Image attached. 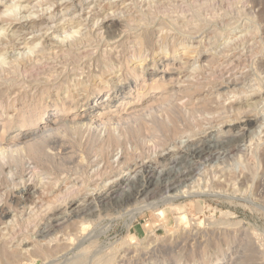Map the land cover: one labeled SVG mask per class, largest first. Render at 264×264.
Instances as JSON below:
<instances>
[{
	"label": "rangeland",
	"instance_id": "obj_1",
	"mask_svg": "<svg viewBox=\"0 0 264 264\" xmlns=\"http://www.w3.org/2000/svg\"><path fill=\"white\" fill-rule=\"evenodd\" d=\"M18 1L3 0L5 6L0 7V15L3 13L2 15L5 16L6 7H12L15 5L14 3L18 4ZM70 1L33 0L30 2L28 14L31 17L35 19L51 17V23L49 22L48 26L51 27L55 24V30L52 26L47 33L56 38L55 44L51 46L50 42L47 43L44 39L38 40L40 44L37 45V48H45L46 57L48 56L41 61L40 72L42 71L44 75L37 73L42 76V78L38 76L39 82L33 73L29 72L32 77L34 75L36 78L34 80L37 83L33 81L29 73L27 74L29 76L25 77L27 71L25 72V69L22 68L24 65H21L26 57L34 56V52L16 42H13L15 46L13 43H9L11 46L9 44L1 45L4 48L6 61L0 63V71L4 72L6 68V73L1 71L4 79L0 74L2 79L0 90H6L14 80H18L14 81L16 88L10 92L11 94L9 93L11 97L9 94L7 96L9 98L3 97L4 103L0 104V110L2 109V113L0 112V139L4 142L0 147H3L4 151H0V155H4L2 158L0 156V161L2 160L0 169L4 174L0 173L1 206L12 210L11 220L14 221L13 224L11 223L12 227L7 223L4 225L0 223V243L2 244H0V264L6 262L8 264H117V262L118 264H264V0ZM84 1L85 4H83ZM148 7L149 9H147ZM61 10L68 13L71 10L69 13L71 15L61 12ZM157 11L159 12L157 13ZM48 13L50 15L52 13V15L50 16ZM17 14L20 16L18 11L12 10L7 18L2 19V22L9 24L8 22H11L9 19H19L21 16L17 17ZM63 21L64 23H61ZM195 23L197 24L195 25ZM58 28L61 29L58 30ZM118 29H124L121 36L112 39L110 33L112 35ZM0 31L2 32V30ZM194 31L198 33L196 34ZM135 37L145 40L143 47L137 43L138 40ZM110 38L111 40H109ZM135 40L137 41L135 42ZM162 40L164 43L161 42ZM135 43L136 45H134ZM171 45L172 47H170ZM183 47H189L191 53L187 56L183 54ZM62 50L64 51L62 52ZM52 52L54 53L52 54ZM91 52L93 53L90 54ZM11 60H16L18 67L22 66L13 68L15 73L19 70V75L10 71L16 77L18 76L15 79H10V75L12 77L13 75L9 71L7 72L10 67L6 63ZM44 67L47 68L46 73L51 76L48 74L45 77ZM174 68L178 73L175 72L171 77L160 79V76L165 73L164 70L169 71ZM10 69L12 70V68ZM55 69H58L59 73ZM79 69L80 72H78ZM22 71H24V75ZM157 74L159 78L156 76ZM48 76L54 80V83L52 79L51 82L50 77L47 78ZM23 79L25 80L23 81ZM26 79L27 82H31L30 79L33 81L32 85L31 83L28 85L30 87L27 86L29 83L25 82ZM6 80L9 84L6 83ZM66 80L70 82L68 83ZM156 80L158 81L156 82ZM42 81L45 83L50 81V84H45ZM65 81L66 84L68 83L67 85L64 84ZM78 81L84 84L81 85ZM119 81L120 83H118ZM21 82L23 87H21ZM127 83L131 85L130 90L124 88ZM52 85L53 87H51ZM64 85H66V89ZM68 85H71L72 88L67 87ZM25 87L29 90H26ZM57 87L59 89H56ZM18 90L22 95L18 92L15 93ZM111 95H113L112 98L119 100L118 102H123L122 111H113L115 109L112 108L109 116L95 124L96 126L99 124L100 127L82 126L81 122H78L80 120L76 117L77 113L91 108L106 97L110 98ZM127 95L129 98L126 100ZM12 97L18 100L11 101ZM21 97H26V101ZM76 98L77 100H75ZM8 101L14 103H11L10 106L6 104ZM23 102H27L26 106ZM13 105L14 108H12ZM27 105L35 110L34 118L27 126L22 127L18 122L20 120L18 113L26 112ZM54 111L56 112L55 117L63 115L62 118L65 121L64 125H61L64 128L59 125L56 127L58 129L55 130L56 132L47 133V136L43 135V132L35 134L36 130H40V126L43 125L47 116L55 113ZM188 111L190 113H187ZM240 113L242 114L239 115ZM245 116H251L254 122L251 125L242 124ZM168 120L170 123L167 122ZM101 123H106V126L105 124L102 126ZM226 135L230 136L229 140L226 139ZM113 136L117 142L114 138V141L112 140ZM240 136L242 137L238 138ZM208 138L209 141L214 140L215 143L212 144L214 150L210 156L197 158L185 153L192 149L194 144L208 145ZM36 144H40L39 152L41 153L35 154V158L31 147ZM186 148L189 149L186 150ZM42 149L45 150L46 155L41 151ZM40 157L41 162L43 159L44 162L45 159L49 163L52 162L49 165L46 160L51 168L59 165L52 169L49 167L48 170L46 163L40 162V165V160H36ZM51 158L55 161H52ZM175 158H184L185 162L180 165L171 164V159ZM17 159H19L18 163ZM146 163L158 166V170L162 174H168L170 179L164 180L160 177L159 185L156 187L157 194L155 193L156 195H152L153 197L151 196L147 200H139L138 207L140 208L131 209L130 206L129 208L121 206L122 200L126 198L127 194L122 195L123 197L119 199L117 205L114 202L108 203L111 206L96 201L91 203L88 200L90 194L106 191L117 180L128 179L131 181L135 180V177L139 180L137 176L141 171L139 166ZM95 171L96 173H93ZM20 172H23V176ZM101 174L103 177H100ZM176 174L185 175L183 182L176 184V187L179 186L177 194L173 189L169 190L171 179ZM15 175H20L21 178H15ZM84 176L85 178H83ZM98 179L102 180L97 182ZM19 181H21V185ZM17 182L18 184H16ZM98 184L99 187H97ZM160 184L162 185L160 186ZM128 188L124 186V191H127ZM57 195L62 196L61 199ZM53 201L56 203H52ZM169 202L171 203L169 204ZM72 203L74 206L71 207ZM147 204L148 206H146ZM83 208L85 210H82ZM75 209H78L77 212ZM116 210L118 212H115ZM22 223L23 225H21ZM25 227L30 229L26 230ZM1 253L7 254V259L4 260L6 255ZM8 256L15 260H9ZM37 257L44 258L38 259ZM71 259L74 260L70 261Z\"/></svg>",
	"mask_w": 264,
	"mask_h": 264
},
{
	"label": "bare ground",
	"instance_id": "obj_2",
	"mask_svg": "<svg viewBox=\"0 0 264 264\" xmlns=\"http://www.w3.org/2000/svg\"><path fill=\"white\" fill-rule=\"evenodd\" d=\"M31 1H33V0H19L18 1V4H16V3H14L15 5L14 6H12V7H9V6H7L6 7V9L4 10V15L5 16H3L2 14L3 13H1V17H0V30H2V32L0 31V35H1V37H0V63L2 64V63H4V60H5V58H4V51H3V49L4 48H2V46L1 45H6V44H9V43H13V42H16L17 44L18 43H20V44H22V45H24V47L25 48H28L31 52H34V56H30V57H26V59H24L22 62H23V64H21L20 62V64L21 65H24V67H22V66H20V67H18L17 65H18V62L16 61V60H11V61H9V62H5L7 65H8V67H10V68H12V70L10 69H8L7 70V72L9 71V73H10V71H12L13 73H15V69H13L14 67L16 68V66L18 67V68H23V69H25L24 71L26 72L25 74V77L27 76H29V75H27L29 72L30 73H33V74H35V77L36 78H38V76H39V78H40V76L41 75H37V73L38 74H42V75H44L43 73H42V71L40 72V69H41V61L42 60H44V59H46V58H48V56L46 57V53L47 52H45L44 51V49L45 48H37V45L38 44H40V40L41 39H44L47 43L48 42H50V44L49 45H53V44H55L56 43V38L53 36H51V34L50 35H48L47 33H48V30H50L51 29V27L53 26H48V24H49V22H50V20H51V17L50 18H48V17H43V19H35V18H33V17H31L29 14H28V12H29V5H30V2ZM40 1V0H39ZM72 1V0H71ZM70 1V2H71ZM88 1V0H87ZM86 1V2H87ZM103 1H105V0H103ZM16 2V1H15ZM37 2V1H36ZM60 2V1H59ZM63 2V1H62ZM61 2V3H62ZM80 2H81V0H80ZM83 2V1H82ZM143 2V1H142ZM60 3V4H61ZM66 3V2H65ZM74 3V2H73ZM107 3V2H106ZM148 3H149V1H148ZM166 3V2H165ZM59 4V5H60ZM83 4H85V1H84V3ZM159 4V3H158ZM44 5V4H43ZM138 5V4H137ZM160 5H162V4H160ZM159 5V6H160ZM2 6H5V4H4V2H3V0H0V7H2ZM66 6V5H65ZM77 6V5H76ZM85 6V5H84ZM133 6H134V4H133ZM141 6V5H140ZM58 7H60V6H58ZM77 7H79V5L77 6ZM124 7V6H123ZM153 7V6H152ZM11 8H13V9H11ZM37 8V7H36ZM35 8V9H36ZM85 8V7H84ZM122 8V7H121ZM129 8V7H128ZM131 8V7H130ZM157 8V7H156ZM44 9V8H43ZM65 9V8H64ZM67 9H69V8H67ZM147 9H149V7L147 8ZM12 10H14L15 12L16 11H18L19 12V15L21 16H18V14H17V17H20L19 19L18 18H13V19H9L11 22H8L9 24H7L6 22L4 23V22H2V19L3 18H7L8 17V15H9V13L12 11ZM59 10V9H58ZM91 10V9H90ZM123 10V9H122ZM146 10V9H145ZM1 11V10H0ZM64 12L65 14H66V12L64 11V10H61V12ZM77 11V10H76ZM80 11V10H79ZM127 11V10H126ZM144 11V10H143ZM147 11V10H146ZM162 11H163V9H162ZM161 11V12H162ZM166 11V10H165ZM37 12V11H36ZM89 12V11H88ZM99 12V11H98ZM121 12V11H120ZM136 12V11H135ZM159 11H157V13H158ZM69 13H71V10H69ZM68 12H67V14H69ZM125 13V12H124ZM123 13V14H124ZM15 14V13H14ZM22 14H24V15H22ZM38 14V13H37ZM49 15H50V13H48ZM62 14V13H61ZM92 14V13H91ZM101 14V13H100ZM121 14V13H120ZM119 14V15H120ZM150 15H151V13H149ZM162 14V13H161ZM163 14H165V13H163ZM162 14V15H163ZM48 15V16H49ZM51 15H52V13H51ZM50 15V16H51ZM60 15V14H59ZM69 15H71V14H69ZM69 15H67L68 17H70ZM149 15V16H150ZM38 16V15H37ZM57 16V15H56ZM61 16V15H60ZM115 16V15H114ZM126 16V15H125ZM157 16V15H156ZM165 16V15H164ZM41 17V18H42ZM52 17H54V16H52ZM59 17V16H58ZM78 17V16H77ZM80 17V16H79ZM78 17V18H79ZM127 17V16H126ZM132 17V16H131ZM130 17V18H131ZM137 17V16H136ZM38 18V17H37ZM60 18V17H59ZM122 18V17H121ZM169 18H170V16H169ZM54 19V18H53ZM56 19V18H55ZM61 19V18H60ZM59 19V20H60ZM67 19V18H66ZM65 19V20H66ZM70 19V18H69ZM88 19V18H87ZM138 19H139V16H138ZM144 19V18H143ZM190 19V18H189ZM194 19V18H193ZM196 19V18H195ZM64 20V19H63ZM152 20H154V19H152ZM54 21V20H53ZM56 21V20H55ZM61 21V20H60ZM141 21H142V19H141ZM174 21V20H173ZM185 21V20H184ZM175 22V21H174ZM189 22H191L190 20H189ZM51 23V22H50ZM53 23H55V22H53ZM59 24H61V23H64V21L63 22H58ZM86 23V22H85ZM140 23V22H139ZM142 23V22H141ZM176 23V22H175ZM134 24V23H133ZM132 24V25H133ZM138 24V23H137ZM142 24H144V23H142ZM162 24V23H161ZM197 23H195V25H196ZM45 25H47V26H45ZM57 25V24H56ZM86 25V24H85ZM97 25V24H96ZM131 25V26H132ZM160 25V24H159ZM225 25V24H224ZM54 26H55V24H54ZM54 26H53V28H54ZM59 26V25H58ZM120 26V25H119ZM118 26V27H119ZM126 26V25H125ZM125 26H123L124 28H126ZM128 26V25H127ZM142 26V25H141ZM199 26V25H198ZM57 27V26H56ZM62 27V26H61ZM144 27V26H143ZM225 27V26H224ZM52 28V29H53ZM82 28V27H81ZM108 28V27H107ZM158 28H160V27H158ZM189 28H191V27H189ZM192 28H194V27H192ZM59 29H61V28H58V30ZM132 29V28H131ZM134 29H135V26H134ZM203 29V28H202ZM53 30H55V28L53 29ZM75 30V29H74ZM94 30V29H93ZM122 30H124V29H118V30H116L115 32H113L112 33V35H111V33H110V37H112V39H117V38H119L118 36L121 34V32H122ZM127 30V29H126ZM130 30V29H129ZM160 31H161V29H159ZM200 30V29H199ZM64 31V30H63ZM197 31V30H196ZM72 32V31H71ZM79 32V31H78ZM156 32V31H155ZM154 32V33H155ZM158 32V31H157ZM191 32V31H190ZM215 32V31H214ZM194 33H196L195 31H194ZM198 33V32H197ZM196 33V34H197ZM206 33V32H205ZM218 33V32H217ZM217 33H216V35H217ZM166 34V33H165ZM191 34V33H190ZM215 34V33H214ZM87 35V34H86ZM106 35V34H105ZM123 35V34H122ZM139 37H140V35L139 34H137ZM186 35H187V33H186ZM29 36V37H28ZM56 36V35H55ZM83 36V35H82ZM121 36V35H120ZM135 36V35H134ZM152 36V35H151ZM156 36V35H155ZM165 36H167V35H165ZM169 36V35H168ZM188 36V35H187ZM207 36V35H206ZM28 37V38H27ZM75 37V36H74ZM87 37V36H86ZM98 37V36H97ZM147 37V36H146ZM164 37V36H163ZM162 37V38H163ZM211 37V36H210ZM76 38V37H75ZM136 38V37H135ZM147 38H149V37H147ZM155 38V37H154ZM183 38V37H182ZM193 38H194V36H193ZM66 39V38H65ZM71 39V38H70ZM73 39V38H72ZM84 39V38H83ZM97 39V38H96ZM134 39V38H133ZM137 39V38H136ZM177 39V38H176ZM195 39V38H194ZM211 39V38H210ZM39 40V41H38ZM64 40V38L62 39V41ZM109 40H111V38L109 39ZM138 40V41H137ZM137 40H135V42L137 41V43L138 44H140V45H142V47H143V44L145 43V40L144 39H137ZM148 40V39H147ZM158 41H159V39H157ZM39 43H38V42ZM44 41V42H45ZM81 41H83V40H81ZM85 41V40H84ZM93 41V40H92ZM124 41V40H123ZM232 41V40H231ZM77 42V41H76ZM111 42V41H110ZM161 42H163L164 43V41L162 40ZM167 42V41H166ZM177 42V41H176ZM58 43H60V42H58ZM75 43V42H74ZM88 43H90V42H88ZM87 43V44H88ZM132 43V42H131ZM147 43V42H146ZM149 43V42H148ZM147 43V44H148ZM158 43V42H157ZM172 43H173V41H172ZM44 44V43H43ZM69 44V43H68ZM70 44H72V43H70ZM80 44V43H79ZM78 44V45H79ZM130 44V43H129ZM138 44H137V46H138ZM182 44V43H181ZM10 45V44H9ZM13 45H14V43H13ZM48 45V46H49ZM123 45V44H122ZM134 45H136V43L134 44ZM133 45V46H134ZM160 45V44H159ZM11 46V45H10ZM15 46V45H14ZM19 46V45H18ZM43 46V45H42ZM65 46H66V43H65ZM83 46V45H82ZM118 46H120V45H118ZM136 46V47H137ZM146 46V45H145ZM147 46H149V45H147ZM7 47V46H6ZM44 47V46H43ZM45 47H46V45H45ZM139 47V46H138ZM141 47V48H142ZM170 47H172V45L170 46ZM175 47V46H174ZM179 47H181V46H179ZM178 47V48H179ZM19 48H20V46H19ZM18 48V49H19ZM54 48V47H53ZM70 48V47H69ZM80 48V47H79ZM115 48H116V46H115ZM145 48V47H144ZM153 48V47H152ZM151 48V49H152ZM157 48V47H156ZM159 48V47H158ZM189 47H183V54H185L186 56L187 55H189L190 53H191V49L189 48ZM106 49V48H105ZM110 49V48H109ZM132 49V48H131ZM137 49V48H136ZM140 49V48H139ZM146 49V48H145ZM150 49V50H151ZM180 49V48H179ZM22 50V49H21ZM49 50V49H48ZM144 50V49H143ZM178 50V49H177ZM176 50V51H177ZM193 50V49H192ZM8 51V50H7ZM23 51V50H22ZM47 51V50H46ZM51 51V50H50ZM53 51L54 52H56L54 49H53ZM64 50H62V52H63ZM66 51V50H65ZM113 51V50H112ZM116 51V50H115ZM195 51V50H194ZM6 52V51H5ZM54 52H52V54L54 53ZM68 52V51H67ZM89 52V51H88ZM94 52H95V50H94ZM105 52V51H104ZM109 52H111V51H109ZM118 52V51H117ZM121 52V51H120ZM123 52V51H122ZM153 52V51H152ZM174 52V51H173ZM50 53V52H49ZM59 53V52H58ZM58 53H55V54H58ZM83 53V52H82ZM93 52H91L90 54H92ZM96 53V52H95ZM115 53V52H114ZM139 53H141L140 51H139ZM170 53V52H169ZM193 53V52H192ZM210 53V52H209ZM62 54H64V53H62ZM74 54H75V52H74ZM97 54V53H96ZM95 54V55H96ZM122 54V53H121ZM168 54V53H167ZM195 54V53H194ZM67 55V54H66ZM69 55V54H68ZM79 55V54H78ZM87 56H88V54H86ZM110 55H111V53H110ZM192 55V54H191ZM5 56H6V54H5ZM50 56V55H49ZM54 56V55H53ZM85 56V55H84ZM83 56V57H84ZM101 56V55H100ZM169 56V55H168ZM232 56V55H231ZM44 57H46V58H44ZM57 57V56H56ZM59 57V56H58ZM65 57V56H64ZM67 57V56H66ZM76 57L78 58V56H77V54H76ZM80 57V56H79ZM82 57V58H83ZM90 57V56H89ZM111 57V56H110ZM116 57V56H115ZM159 57V56H158ZM165 57V56H164ZM225 57V56H224ZM13 58V57H12ZM81 58V57H80ZM85 58V57H84ZM114 58V57H113ZM177 58V57H176ZM50 59V58H49ZM49 59H47V60H49ZM100 59V58H99ZM107 59V58H106ZM162 59V58H161ZM190 59V58H189ZM18 60V59H17ZM69 60V59H68ZM82 60V59H81ZM103 60H104V58H103ZM6 61V60H5ZM8 61V60H7ZM50 61V60H49ZM75 61L77 62V60H76V58H75ZM79 61V60H78ZM181 61H183V60H181ZM233 61V60H232ZM53 62V61H52ZM65 62V61H64ZM100 62V61H99ZM104 62H106V61H104ZM118 62V61H117ZM126 62V61H125ZM44 63H45V61H44ZM71 63V62H70ZM81 63V62H80ZM102 63V62H101ZM101 63H99L100 65H101ZM192 63V62H191ZM215 63V62H214ZM98 64V65H99ZM106 64H108V63H106ZM162 64V63H161ZM42 65H43V63H42ZM46 65V64H45ZM90 65V64H89ZM164 65V64H163ZM71 66V65H70ZM115 66V65H114ZM113 66V67H114ZM116 66H117V64H116ZM207 66H208V64H207ZM211 66V65H210ZM57 67V66H56ZM97 67V66H96ZM95 67V68H96ZM103 67V66H102ZM101 67V68H102ZM154 67V66H153ZM5 68V67H4ZM18 68H17V70H18ZM67 68V67H66ZM83 68V67H82ZM88 68H89V66H88ZM87 68V69H88ZM101 68H99V69H101ZM104 68H106V66H104ZM110 68V67H109ZM112 68V67H111ZM203 68V67H202ZM210 68V67H209ZM43 69V68H42ZM47 69V68H46ZM46 69H45V67H44V70H45V77H46V75H48L47 73H46ZM65 69V68H64ZM84 69V68H83ZM113 69V68H112ZM115 69V68H114ZM160 69V68H159ZM168 69V68H167ZM185 68L183 67V70H184ZM187 69V68H186ZM5 71H6V68L4 69ZM17 70H16V72H17ZM21 70V69H20ZM56 70V69H55ZM58 70V69H57ZM56 70V71H57ZM65 70H67V69H65ZM71 70V69H70ZM156 70V69H155ZM177 70V69H176ZM176 70H175V68L174 69H169V71H167V70H164L165 71V73L163 74V75H161L160 76V79H165V77H171V76H173V74L176 72ZM190 70V69H189ZM203 70V69H202ZM207 70V69H206ZM2 71V70H1ZM1 71H0V74H1ZM3 72V73H6V72ZM24 71H22V74L24 75ZM51 71V70H50ZM59 71H60V69H59ZM77 71V70H76ZM81 70L79 69V71L78 72H80ZM100 71H102V70H100ZM111 71V70H110ZM109 71V72H110ZM140 71V70H139ZM182 71V70H181ZM12 72L10 73V74H12ZM40 72V73H39ZM48 72V71H47ZM58 72V71H57ZM56 72V73H57ZM61 72V71H60ZM73 72V71H72ZM103 72V71H102ZM156 72V71H155ZM9 73H7L8 75H10ZM18 75H19V70H18ZM17 73H15V74H17ZM29 73V74H30ZM51 74H52V72H50ZM59 73V72H58ZM67 73V72H66ZM77 73V72H76ZM90 73V72H89ZM100 73V72H99ZM176 73H178V72H176ZM15 74H12L13 75V77L10 75V79H15V78H18V76L16 77V75ZM74 74V73H73ZM107 74V73H106ZM2 75V74H1ZM1 75H0V77H1ZM37 75V76H36ZM50 75V74H49ZM71 75V74H70ZM90 75V74H89ZM102 75V74H101ZM5 76V75H4ZM7 76V75H6ZM5 76V77H6ZM51 76V75H50ZM50 76H48L47 78H49ZM54 76H56V75H54ZM103 76H105V75H103ZM110 76V75H109ZM126 76V75H125ZM156 76H158V78H159V75L157 74ZM235 76V75H234ZM9 77V76H8ZM8 77H7V79H8ZM12 77V78H11ZM24 77V78H25ZM30 77H32V75L30 74ZM29 77V78H30ZM33 77H34V75H33ZM32 77V79H33V81H35L34 79H36L35 77L33 78ZM45 77H43V78H45ZM69 77V76H68ZM67 77V78H68ZM71 77H73V76H71ZM71 77H70V80H71ZM189 77V76H188ZM1 78H3V75H2V77ZM0 78V81H2V79ZM28 78V79H29ZM39 78L37 79V81L39 82ZM41 78H42V76H41ZM93 78V77H92ZM105 78H107V77H105ZM190 78V77H189ZM233 78V77H232ZM4 79V78H3ZM52 78L50 77V80H51ZM59 79V78H58ZM76 79V78H75ZM88 79V78H87ZM114 79V78H113ZM124 79V78H123ZM151 79V78H150ZM149 79V80H150ZM9 80V79H8ZM16 80H18V79H16ZM16 80H14V81H16ZM25 79H23V81H24ZM43 80V79H42ZM53 80V79H52ZM52 80H51V82H52ZM56 80V79H55ZM65 80V79H64ZM83 80V79H82ZM5 81V80H4ZM14 81H13V84H10L8 87H7V89L6 90H3V91H1L0 92V98H1V100H0V104L1 105H3V103H4V99H3V97H5V99H7V98H9V97H7L8 96V94L10 93V92H12L15 88H16V86H15V83H14ZM30 81L31 82H27V79H26V81L25 82H27V83H29V84H27V86L28 85H30V83H31V85H32V80L30 79ZM43 81H45V80H43ZM42 81V82H43ZM67 81V80H66ZM66 81H65V83L64 84H66ZM72 81V80H71ZM77 81V80H76ZM85 81V80H84ZM83 81V82H84ZM89 81V80H88ZM111 81V80H110ZM130 81V80H129ZM158 80H156V82H157ZM195 81V80H194ZM8 81L6 80V83H7ZM17 82V81H16ZM41 82V81H40ZM60 82V81H59ZM64 82V81H63ZM68 82V81H67ZM70 82V81H69ZM68 82V83H69ZM79 82V81H78ZM77 82V83H78ZM35 83H37L36 81H35ZM43 83H45V82H43ZM46 83H47V81H46ZM45 83V84H46ZM49 84H50V81L48 82ZM47 83V84H48ZM53 83H54V80H53ZM67 83V84H68ZM73 83V82H72ZM80 83V82H79ZM78 83V85H83L84 83H80L79 84ZM90 83V82H89ZM117 83V82H116ZM118 83H120V81L118 82ZM123 83V82H122ZM132 83V82H131ZM149 83V82H148ZM160 83V82H159ZM8 84H9V82H8ZM40 84V83H39ZM66 84V85H67ZM200 84H202V83H200ZM4 85V84H3ZM23 84H22V82H21V87H23L22 86ZM24 85L26 86V84L24 83ZM42 85H44V84H42ZM56 85H57V83H56ZM66 85H64V87L66 86ZM72 85V84H71ZM67 86V87H71L72 88V86ZM75 85V84H74ZM186 85V84H185ZM198 85V84H197ZM26 86V87H27ZM59 87H60V85H58ZM166 86V85H165ZM225 86V85H224ZM3 87H5V86H3ZM20 87V86H19ZM25 87V88H26ZM28 87H30V86H28ZM38 87H39V85H38ZM38 87L36 88V90L38 89ZM49 87H50V85H49ZM51 87H53V85L51 86ZM62 87H63V84H62ZM61 87V88H62ZM82 87V86H81ZM130 87H131V85H130V83H127L125 86H124V88L126 89V90H130ZM0 88H1V85H0ZM25 88H23L24 90H25ZM41 88V87H40ZM44 88H46V87H44ZM55 88V87H54ZM60 88V89H61ZM75 88V87H74ZM90 88V87H89ZM184 88V87H183ZM20 89V88H19ZM22 89V90H23ZM56 89H59L58 87L56 88ZM56 89H53V90H56ZM65 89H66V87H65ZM64 89V90H65ZM78 89V88H77ZM76 89V90H77ZM190 89V88H189ZM213 89V88H212ZM218 89V88H217ZM26 90H29V89H27L26 88ZM35 90V89H34ZM45 90V89H44ZM43 90V91H44ZM47 90H49L48 88H47ZM79 90V89H78ZM205 90V89H204ZM19 91L20 90H18V91H16L15 93H19ZM39 91V90H38ZM52 91V90H51ZM60 91V90H59ZM70 91H72V90H70ZM69 91V92H70ZM75 91V90H74ZM83 91V90H82ZM140 91V90H139ZM195 91V90H194ZM198 91H200V90H198ZM218 91V90H217ZM24 92V91H23ZM35 92H37V91H35ZM45 92V91H44ZM79 92V91H78ZM127 92V91H126ZM191 92H193V91H191ZM223 92V91H222ZM21 93V92H20ZM19 93V94H20ZM28 93H30V92H28ZM39 93V92H38ZM40 93H41V91H40ZM57 93V92H56ZM60 94H61V91L59 92ZM75 93V92H74ZM82 93V92H81ZM120 93V92H119ZM197 93V92H196ZM11 94V93H10ZM10 94H9V96H10ZM27 94V93H26ZM33 94V96H34V93H32ZM43 94V93H42ZM41 94V95H42ZM110 94V93H109ZM126 94V93H125ZM129 94V93H128ZM176 94V93H175ZM212 94V93H211ZM20 95H22V94H20ZM19 95V96H20ZM31 95V94H30ZM36 95V94H35ZM67 95V94H66ZM70 95V94H69ZM17 96V95H16ZM16 96H14V97H16ZM18 96V97H19ZM24 96H26V95H24ZM37 96V95H36ZM61 96V95H60ZM130 96V95H129ZM158 96V95H157ZM176 96V95H175ZM188 96V95H187ZM7 97V98H6ZM11 97V96H10ZM14 97H12L11 99V101H13V100H15V102H16V100H18V99H14ZM30 97V96H29ZM62 97V96H61ZM72 97V96H71ZM82 97H83V95H82ZM113 97V95H111V97L110 98H105L104 100H102L101 102H99V103H97V104H94L91 108H87V109H85L84 111L83 110H81L79 113H77V118L80 120V121H78V122H81V124H82V126H88V127H92V126H94L96 123H99V122H102L101 120L102 119H104V118H106L107 116H109L110 115V112L112 111V108L113 109H115V110H113V111H122L121 109H122V107H123V102H118L119 100H117L116 98H112ZM125 97V96H124ZM21 98H25V100L24 101H26V97H21ZM31 98V97H30ZM129 97H128V95H127V97L125 98L126 100L128 99ZM29 99V98H28ZM32 99V98H31ZM38 99V98H37ZM40 99H42V98H40ZM39 99V100H40ZM74 99V98H73ZM131 99V98H130ZM167 99H168V97H167ZM9 101H10V99H8ZM38 100V101H39ZM75 100H77V98L75 99ZM171 100V99H170ZM212 100H213V98H212ZM5 101H7V100H5ZM9 101L6 103L7 105H10L11 103H9ZM80 101V100H79ZM216 101H217V99H216ZM33 102V101H32ZM60 102V101H59ZM66 102H67V100H66ZM167 102V101H166ZM205 102V101H204ZM215 102V101H214ZM14 103V102H13ZM12 103V104H13ZM21 103V102H20ZM19 103V104H20ZM23 103H25V102H23ZM22 103V104H23ZM27 103V102H26ZM26 103H25V106H26ZM206 103H209V102H206ZM211 103V102H210ZM5 104V105H6ZM11 104V105H12ZM16 104V103H15ZM62 104V103H61ZM60 104V105H61ZM128 104H130V103H128ZM219 104V103H218ZM10 105V106H11ZM31 105H33V104H31ZM36 105V104H35ZM39 105H40V102H39ZM214 105V104H213ZM216 105V104H215ZM17 106V105H16ZM24 106V107H25ZM85 106V105H84ZM8 107V106H7ZM181 107H182V105H181ZM212 107V106H211ZM12 108H14V105L12 106ZM11 108V109H12ZM16 108V107H15ZM27 110H26V112H24V113H18L19 115L18 116H20V120L18 121L19 123H20V125L23 127V126H27L30 122H32V120H33V118H34V111L35 110H32L31 109V107L29 106V105H27ZM74 108H76V107H74ZM197 108V107H196ZM36 109V108H35ZM69 109V108H68ZM72 109V108H71ZM111 109V110H110ZM120 109V110H119ZM2 110V109H1ZM1 110H0V112H1ZM41 110V109H40ZM214 110V109H213ZM241 110V109H240ZM25 111V110H24ZM44 111V110H43ZM65 111V110H64ZM184 111V110H183ZM245 111V110H244ZM16 112H17V110H16ZM55 112V111H54ZM71 112V111H70ZM243 112V111H242ZM246 112H248V111H246ZM2 113V112H1ZM8 113V112H7ZM187 113H190L189 111L187 112ZM243 113H245V112H243ZM242 113H240L239 115H241ZM13 115V114H12ZM65 115V114H64ZM14 116V115H13ZM56 116V112L55 113H51V114H49L48 116H47V118H46V120H44V122L42 123L43 125L42 126H40V130H36L35 131V134H39V133H41V132H43V135L45 134H47V133H51V132H54L55 130H58V129H56V127L57 126H59V125H61V124H63V122L65 121V119H63L62 118V116L63 115H61L60 117H55ZM68 116V115H67ZM192 116V115H191ZM253 116V115H252ZM5 117H7V116H5ZM10 117V116H9ZM188 117V116H187ZM254 117V116H253ZM76 118V119H77ZM119 118H120V116H119ZM188 118H190V117H188ZM67 119V118H66ZM77 119V120H78ZM110 119V118H109ZM106 120V119H105ZM112 120V119H111ZM76 121H74V123H75ZM106 122V121H105ZM116 122V121H115ZM167 122H169V120L167 121ZM212 122V121H211ZM254 122V120L251 118V116L250 117H246L245 116V120L244 121H242L241 123L242 124H244V125H251L252 123ZM70 123V122H69ZM73 123V122H72ZM72 123H70V124H72ZM73 123V124H74ZM77 123V122H76ZM170 123V122H169ZM239 123V122H238ZM101 124H103V123H101ZM105 124V126H106V123H104ZM104 124L102 125V126H104ZM122 124H124V123H122ZM175 124V123H174ZM173 124V125H174ZM64 125V124H63ZM235 125V124H234ZM5 126V125H4ZM62 126V125H61ZM96 126V125H95ZM114 126V125H113ZM116 126V125H115ZM118 126V125H117ZM121 126V125H120ZM179 126V125H178ZM227 126V125H226ZM228 126H230V125H228ZM233 126V125H232ZM231 126V127H232ZM13 127V126H12ZM63 128H64V126H62ZM96 127H100L99 126V124H98V126H96ZM61 128V127H60ZM59 128V129H60ZM66 128V127H65ZM74 128V127H73ZM78 128V127H77ZM85 128V127H84ZM92 129V128H91ZM135 129V128H134ZM165 129V128H164ZM173 129V128H172ZM2 130H3V128H2ZM1 130V131H2ZM77 130V129H76ZM80 130V129H79ZM100 130V129H99ZM167 130V129H166ZM180 130V129H179ZM5 131V130H4ZM26 131V130H25ZM92 131V130H91ZM7 132V131H6ZM56 132V131H55ZM94 132V131H93ZM92 132V133H93ZM103 132V131H102ZM174 132V131H173ZM175 132H177V131H175ZM209 133L211 132V131H208ZM226 132V131H225ZM22 133V132H21ZM248 133V132H247ZM180 134V133H179ZM183 134V133H182ZM43 135H41V136H43ZM48 135V134H47ZM46 135V136H47ZM52 135V134H51ZM55 135H56V133H55ZM114 135V134H113ZM175 135L176 136H178L177 135V133H175ZM203 135V134H202ZM40 136V135H39ZM64 136V135H63ZM115 136V135H114ZM112 137V140H113V138H114V140H115V137ZM195 136V135H194ZM239 136V135H238ZM12 137V136H11ZM44 137V136H43ZM175 137V136H174ZM203 137V136H202ZM242 136H240V137H238V138H241ZM41 138V137H40ZM137 138H139V137H137ZM168 138V137H167ZM173 138V137H172ZM179 138V137H178ZM200 137H198V139H199ZM207 138V137H206ZM229 138H230V136L229 135H226V139H228L229 140ZM233 138V137H232ZM35 139V138H34ZM37 140H38V136H37V138H36ZM174 139V138H173ZM216 139V138H215ZM218 139V138H217ZM237 139V138H236ZM33 140V139H32ZM44 140H45V138H44ZM113 140V141H114ZM140 140V139H139ZM142 140V139H141ZM140 140V141H141ZM175 140V139H174ZM199 140H201V138L199 139ZM205 141H207L206 139H204ZM211 140V139H210ZM232 140V139H231ZM238 140V139H237ZM242 140V139H241ZM208 141H209V138H208ZM221 141V140H220ZM224 141H227V140H224ZM11 142V141H10ZM27 142H29V141H27ZM34 142V141H33ZM38 142V141H37ZM115 142H117V140H115ZM174 142V141H173ZM198 142V141H197ZM217 142V141H216ZM219 142V141H218ZM228 142V141H227ZM236 142V141H235ZM30 143H31V140H30ZM47 143H49L50 144V142H47ZM207 143V142H206ZM214 143V140L213 141H209L208 142V145H206V144H201V143H197V144H194V146H192L193 148L192 149H190V150H187V149H189V148H186V150H187V152H185V153H187V154H191L192 155V157L194 156V157H197V158H203L204 156H207V155H209L210 156V154H211V152H213V150H214V147L212 146V144ZM223 143V142H222ZM229 143V142H228ZM4 144V142H3V140H1L0 139V147L2 146ZM24 144V143H23ZM25 144H28V143H25ZM141 144V143H140ZM171 144V143H170ZM175 144H177V143H175ZM211 144V145H210ZM215 144V143H214ZM217 145H219L220 143H216ZM8 145V144H7ZM31 145V144H30ZM39 145L40 144H36V145H33L32 147H31V151L32 152H34V157L38 154V153H41V152H39L40 151V147H39ZM45 145V144H44ZM222 145V144H221ZM17 146H19V145H17ZM24 146H26V147H28L27 145H24ZM43 146V145H42ZM141 146V145H140ZM23 147V146H22ZM182 147V146H181ZM217 147H220V146H217ZM229 147H231V145H229ZM16 147H15V145H14V149H15ZM25 148V147H24ZM220 148H222V147H220ZM224 148V147H223ZM228 148V147H227ZM3 149V147L2 148H0V151ZM5 149V148H4ZM9 149V148H8ZM18 149H19V147H18ZM39 149V150H38ZM225 149V148H224ZM236 149V148H235ZM10 150V149H9ZM8 150V151H9ZM13 150V149H12ZM175 150V149H174ZM218 150V149H217ZM3 151V150H2ZM28 151V150H27ZM30 151V152H31ZM41 151H43V149L41 150ZM45 151V150H44ZM43 151V152H44ZM176 151V150H175ZM189 151V152H188ZM220 151V150H219ZM230 151V150H229ZM4 152V151H3ZM23 152V151H22ZM32 152H31V155H32ZM10 153V152H9ZM45 153V152H44ZM159 153V152H158ZM164 153H165V151H164ZM1 154V153H0ZM36 154V155H35ZM10 155V154H9ZM20 155V154H19ZM45 155H46V153H45ZM48 155V154H47ZM49 155L51 156L52 154H50L49 153ZM49 155H48V157H49ZM213 155V154H212ZM1 156V158H2V156H4L3 154L2 155H0ZM14 156H15V154H14ZM53 156V155H52ZM160 156H162V154H160ZM183 156V155H182ZM189 156V155H188ZM16 157V156H15ZM33 157V159H35ZM39 157V156H38ZM42 157V156H41ZM41 157L40 158H38V159H36L37 161L38 160H40L39 161V163L41 162ZM47 157V156H46ZM47 157V158H48ZM54 157V156H53ZM66 157V156H65ZM180 157V156H179ZM42 158H44V156L42 157ZM158 158V157H157ZM13 159H14V157H13ZM52 159V158H51ZM209 159V158H208ZM12 160V159H11ZM16 160V159H15ZM14 160V161H15ZM19 159H17V163L19 162L18 161ZM44 160V159H43ZM42 160V162H44ZM47 159H45V162L44 163H46L47 161H46ZM127 160V159H126ZM187 160V159H186ZM198 160V159H197ZM2 161V160H1ZM0 161V162H1ZM52 161H55V160H53L52 159ZM128 162H129V160H127ZM166 161V160H165ZM195 161V160H194ZM41 162V163H42ZM123 162V161H122ZM185 162V159L184 158H178V159H171V161H170V163L171 164H175V165H180V164H183ZM17 163H15V164H17ZM41 163H40V165H41ZM48 163H49V161H48ZM50 163H52V162H50ZM49 163V165H51ZM55 163V162H54ZM199 163V162H198ZM31 164V163H30ZM36 164V163H35ZM47 164V163H46ZM120 164H121V162H120ZM125 164H126V162H125ZM20 165H22V164H20ZM44 165V164H43ZM48 165V164H47ZM47 165H45V166H47ZM47 166L48 167V170H49V167L50 166ZM59 165V164H58ZM57 165V166H58ZM18 166V165H17ZM34 166V165H33ZM52 166H54V165H52ZM56 166V167H57ZM16 167V166H15ZM56 167H52V168H56ZM129 167V166H128ZM191 167V166H190ZM22 168V167H21ZM51 168V167H50ZM51 168V169H52ZM63 168V167H62ZM65 168V167H64ZM2 169H3V166H2ZM58 169V168H57ZM60 169V168H59ZM77 169V168H76ZM120 169V168H119ZM139 169L141 170L139 173H138V177H139V180L138 179H136V177H135V180H131V181H128V179H120V180H117V181H115V182H113L110 186H109V188L105 191H98L97 193H92V194H90V196L88 197V200H90L91 201V203L92 202H94V201H96V202H98V203H107L106 205H108V206H111V205H109L108 203H112V202H114V204L115 205H117L118 204V202H119V199L121 198V197H123L122 195H125V194H127V196H125L126 198H124V200H122V202H123V204H121V206L122 207H128L129 208V206L131 207V209H133V208H140V207H138V202H139V200H141V199H146L147 200V198H149V197H151L152 195H154L155 193L157 194V185H159L158 184V181H159V178L160 177H162L164 180H169L170 178H169V175L168 174H162V172H160L159 170H158V166H156V165H153V164H149V163H146V164H142V165H140L139 166ZM163 169H164V167H163ZM166 169V168H165ZM1 170V169H0ZM22 170V169H21ZM64 170H66V169H64ZM28 171V170H27ZM52 171V170H51ZM60 171V170H59ZM125 171V170H124ZM163 171V170H162ZM195 171V170H194ZM3 172V170H1V174H3L2 173ZM11 172V171H10ZM24 172V171H23ZM23 172H20V174H22ZM34 172H36V171H34ZM56 172V171H55ZM70 172V171H69ZM73 172H75L74 170H73ZM92 172V171H91ZM169 172V171H168ZM12 173V172H11ZM15 173V172H14ZM16 173H17V170H16ZM25 173V172H24ZM60 173V172H59ZM93 173H96V171L95 172H93ZM102 173H104V172H102ZM170 173V172H169ZM29 174V173H28ZM31 174V173H30ZM4 175V174H3ZM42 175V174H41ZM46 175V174H45ZM95 175V174H94ZM98 175V174H97ZM102 175V174H101ZM100 175V177H103V175L101 176ZM20 175H18V176H16L15 175V178L16 177H19ZM22 176H23V174H22ZM29 176V175H28ZM36 176V175H35ZM112 176V175H111ZM110 176V177H111ZM30 177V176H29ZM53 177V176H52ZM77 177V176H76ZM99 177V178H100ZM19 178H21V177H19ZM19 178H18V180H19ZM25 178H27V177H25ZM38 178V177H37ZM42 178V177H41ZM67 178V177H66ZM81 178V177H80ZM83 178H85V176L83 177ZM97 178H98V176H97ZM96 178V179H97ZM132 178V177H131ZM183 178H185V175L184 176H179V175H175V177L173 178V179H171V184H170V189L169 190H174L175 191V193L177 194L178 192V188H179V186L178 187H176V184H179V183H182L183 182ZM53 179V178H52ZM55 179V178H54ZM69 179V178H68ZM103 179V178H102ZM102 179H98V181L97 182H99V180H102ZM109 179V178H108ZM111 179V178H110ZM7 180V179H6ZM10 180V179H9ZM13 180V179H12ZM25 180V179H24ZM23 180V181H24ZM32 180V179H31ZM34 180V179H33ZM82 180V179H81ZM85 180H87V179H85ZM91 180V179H90ZM95 180V179H94ZM16 181V180H15ZM28 181H29V179H28ZM40 181V180H39ZM187 181H188V179H187ZM20 182L21 181H19V184H20ZM26 182V181H25ZM41 182H43V181H41ZM41 182H40V184H41ZM45 182H47V181H45ZM54 182V181H53ZM57 182V181H56ZM60 182V181H59ZM85 182V181H84ZM83 182V183H84ZM88 183H89V181H87ZM86 182V183H87ZM92 182V181H91ZM90 182V183H91ZM108 182H109V180H108ZM6 183V182H5ZM8 183V182H7ZM50 183H51V181H50ZM81 183V182H80ZM96 183V182H95ZM15 184V183H14ZM16 184H18V182L16 183ZM22 184H24L23 182H22ZM48 184V183H47ZM58 184V183H57ZM93 184V183H92ZM97 184V183H96ZM100 184H102V183H100ZM167 184V183H166ZM192 184V183H191ZM21 185V184H20ZM54 185V184H53ZM64 185V184H63ZM105 185V184H104ZM103 185V186H104ZM162 184H160V186H161ZM6 186V185H5ZM48 186V185H47ZM52 186V185H51ZM55 186V185H54ZM57 186V185H56ZM77 186V185H76ZM89 186V185H88ZM93 186V185H92ZM97 186V185H96ZM95 186V187H96ZM101 186V185H100ZM106 186V185H105ZM124 186H127V188H128V190L126 191H124ZM164 186H166V185H164ZM169 185H167V188H169L168 187ZM16 187V186H15ZM19 187V186H18ZM22 187V186H21ZM46 187V186H45ZM70 187V186H69ZM84 187V186H83ZM97 187H99V184H98V186ZM44 188V187H43ZM47 188V187H46ZM54 188V187H53ZM73 188V187H72ZM93 188H94V186H93ZM106 188V187H105ZM163 188V187H162ZM25 189V188H24ZM34 189V188H33ZM42 189V188H41ZM47 189H50V188H47ZM68 189V188H67ZM77 189V188H76ZM165 189V188H164ZM163 189V190H164ZM29 190V189H28ZM80 190V189H79ZM101 190V189H100ZM25 191V190H24ZM40 191V190H39ZM42 191V190H41ZM48 191V190H47ZM54 191V190H53ZM52 191V192H53ZM159 191H161V190H159ZM167 191H168V189H167ZM36 192V191H35ZM65 192V191H64ZM69 192V191H68ZM67 192V193H68ZM96 192V191H95ZM164 192V191H163ZM18 193V192H17ZM47 193V192H46ZM8 194V193H7ZM6 194V195H7ZM61 194V193H60ZM60 194H58V195H60ZM72 194H75V193H72ZM155 194V195H156ZM175 194V195H176ZM1 195V194H0ZM35 195V194H34ZM40 195V194H39ZM57 195V196H58ZM68 195V194H67ZM76 195V194H75ZM87 195V194H86ZM89 195V194H88ZM174 195V194H173ZM56 196V195H55ZM161 196V195H160ZM8 197V196H7ZM43 197H44V195H43ZM47 197V196H46ZM59 197V196H58ZM60 197H62V196H60ZM59 197V198H60ZM68 197V196H67ZM75 197V196H74ZM153 197V196H152ZM155 197H157V196H155ZM175 197V196H174ZM50 198V197H49ZM57 198V197H56ZM56 198H54V200L56 199ZM58 198V199H59ZM84 198H86V197H84ZM38 199H40V198H38ZM52 199V198H51ZM61 199V198H60ZM66 199V198H65ZM79 199V198H78ZM169 199H170V197H169ZM26 200V199H25ZM53 200V199H52ZM155 200H156V198H155ZM164 200H167V199H164ZM163 200V201H164ZM55 201H57V200H55ZM55 201H53L52 203H54ZM39 202V201H38ZM46 202V201H45ZM48 202H51V201H48ZM61 202V201H60ZM63 202V201H62ZM89 202V201H88ZM148 202V201H147ZM165 202H168V201H165ZM37 203V202H36ZM56 203V202H55ZM152 203V202H151ZM156 202H154V204H155ZM164 203V202H163ZM171 202H169V204H170ZM96 204V203H95ZM114 204H112V205H114ZM145 204V203H144ZM42 205V204H41ZM64 205H65V203H64ZM94 205V204H93ZM105 205V204H104ZM114 205V206H115ZM153 205V204H152ZM151 205V206H152ZM156 205V204H155ZM33 206V205H32ZM31 206V207H32ZM51 206H53V205H51ZM59 206V205H58ZM72 206H74V204L72 203L71 204V207ZM92 206V205H91ZM97 206V205H96ZM99 206H100V204H99ZM113 206V207H114ZM120 206V205H119ZM146 206H148V204L146 205ZM157 206V205H156ZM55 207V206H54ZM88 207V206H87ZM86 207V208H87ZM93 207V206H92ZM102 207V206H101ZM117 207V206H116ZM154 207V206H153ZM46 208V207H45ZM53 208V207H52ZM77 208V207H76ZM85 208V207H84ZM82 209V210H85V209ZM151 208V207H150ZM156 208V207H155ZM155 208H153V209H155ZM30 209H32V208H30ZM47 209V208H46ZM57 209V208H56ZM113 209V208H112ZM124 209V208H123ZM130 209V210H131ZM39 210H40V208H39ZM45 210V209H44ZM49 210V209H48ZM53 210V209H52ZM76 210V212H77V210L78 209H75ZM81 210V211H82ZM89 210L91 211V209H90V207H89ZM122 210V209H121ZM33 211V210H32ZM32 211H30L31 213H33L34 214V212H32ZM53 211H55V210H53ZM80 211V210H79ZM78 211V212H79ZM87 211V210H86ZM16 212V211H15ZM20 212V211H19ZM19 212H17V213H19ZM85 212V211H84ZM89 212V211H88ZM93 212V211H92ZM91 212V213H92ZM96 212V211H95ZM107 212H108V210H107ZM115 212H118L117 210L115 211ZM44 213H46L45 211H44ZM43 213V214H44ZM48 213V212H47ZM49 213H50V211H49ZM81 213V212H80ZM90 213V212H89ZM15 214V213H14ZM72 214V213H71ZM83 214V213H82ZM86 214H87V212H86ZM85 214V215H86ZM94 214V213H93ZM17 215V214H16ZM54 215V214H53ZM56 215V214H55ZM79 215V214H78ZM81 215V214H80ZM89 215V214H88ZM87 215V216H88ZM92 215V214H91ZM106 215H108V214H106ZM109 215H110V213H109ZM112 215V214H111ZM29 216V215H28ZM35 216H38V215H35ZM44 216V215H43ZM16 217V216H15ZM21 217V216H20ZM26 217H27V215H26ZM25 217V218H26ZM31 217V216H30ZM77 217V216H76ZM75 217V218H76ZM11 218H12V210L11 209H9V208H4V206L2 205L1 206V196H0V223L1 224H6L7 223V225H10V227H12L13 225V223L12 222H14V221H12L11 220ZM34 218V217H33ZM38 218V217H37ZM44 218H46V217H44ZM17 219V218H16ZM39 219H41V218H39ZM14 220V219H13ZM87 220V219H86ZM179 220V219H178ZM20 221V220H19ZM29 221H32V220H30L29 219ZM35 221V220H34ZM66 221V220H65ZM16 222V221H15ZM26 222H28V221H26ZM25 222V223H26ZM36 222H37V220H36ZM41 222H43V221H41ZM9 223V224H8ZM12 223V224H11ZM70 223V222H69ZM15 224V223H14ZM18 224V223H17ZM62 224V223H61ZM71 224V223H70ZM79 224V223H78ZM83 224V223H82ZM21 225H23V223L21 224ZM35 225V224H34ZM46 225V224H45ZM15 226V225H14ZM32 226H33V222H32ZM44 226V225H43ZM78 226V225H77ZM83 226V225H82ZM6 227V226H5ZM7 227H9V226H7ZM16 227V226H15ZM30 227V226H29ZM84 227V226H83ZM26 228V227H25ZM28 228V227H27ZM27 228H26V230H27ZM76 228V227H75ZM12 229V228H11ZM17 229V228H16ZM15 229V230H16ZM20 229V228H19ZM28 229H30V228H28ZM85 229V228H84ZM14 230V231H15ZM29 231V230H28ZM27 231V232H28ZM74 231H75V229H74ZM85 231V230H84ZM5 232V231H4ZM19 232H20V230H19ZM26 232V231H25ZM24 232V233H25ZM26 232V233H27ZM44 232H46V231H44ZM48 232V231H47ZM166 232V231H165ZM3 233V232H2ZM7 233H9L8 232V230H7ZM13 233V232H12ZM15 234H16V232H14ZM18 233V232H17ZM25 233V234H26ZM19 234V233H18ZM44 234V233H43ZM48 234V233H47ZM66 234V233H65ZM68 234V233H67ZM5 235H7L6 233H5ZM15 236V235H14ZM16 236H17V234H16ZM34 236V235H33ZM46 236V235H45ZM66 236V235H65ZM71 236V235H70ZM84 236V235H83ZM2 238V237H1ZM14 238V237H13ZM16 238V237H15ZM14 238V239H15ZM88 238V237H87ZM9 239H10V237H9ZM55 239H56V237H55ZM54 239V240H55ZM8 240V239H7ZM7 240H6V242H7ZM22 240V239H21ZM4 241H5V239H4ZM12 241V240H11ZM26 241V240H25ZM53 241V240H52ZM167 241V240H166ZM75 242V241H74ZM151 242V241H150ZM23 243V242H22ZM26 243H27V241H26ZM153 243V242H152ZM1 244V243H0ZM7 244V243H6ZM5 244V245H6ZM19 244H21V243H19ZM46 244V243H45ZM65 244V243H64ZM155 244V243H154ZM2 245V244H1ZM4 245V244H3ZM12 245V244H11ZM33 245V244H32ZM43 245V244H42ZM48 245V244H47ZM50 245V244H49ZM57 245H59V244H57ZM74 245V244H73ZM79 245V244H78ZM84 245V244H83ZM21 246V245H20ZM22 246H23V244H22ZM27 246V245H26ZM65 246H66V244H65ZM88 246V245H87ZM5 247V246H4ZM57 247V246H56ZM3 248V247H2ZM9 248V247H8ZM19 248V247H18ZM23 248V247H22ZM21 248V249H22ZM61 248H63V247H61ZM60 248V249H61ZM73 248V247H72ZM145 248V247H144ZM153 248V247H152ZM170 248V247H169ZM31 249V248H30ZM39 249V248H38ZM58 249V248H57ZM65 249V248H64ZM147 249H149L148 247H147ZM40 250V249H39ZM150 250V249H149ZM152 250V249H151ZM165 250V249H164ZM168 250V249H167ZM3 251V250H2ZM13 251V250H12ZM11 251V252H12ZM37 251V250H36ZM52 251H54V250H52ZM57 251V250H56ZM62 251H64V250H62ZM146 251V250H145ZM42 252V251H41ZM129 252V251H128ZM149 252V251H148ZM5 253H8V252H6L5 251ZM5 253H3V254H5ZM25 253V252H24ZM43 253V252H42ZM41 253V254H42ZM48 253H50V252H48ZM65 253V252H64ZM144 253V252H143ZM164 253V252H163ZM2 254V253H1ZM2 254V255H3ZM9 254V253H8ZM33 254V253H32ZM54 254V253H53ZM124 254V253H123ZM6 255V256H5ZM4 256V260L5 259H7V254H5ZM9 255H12V254H9ZM18 255V254H17ZM25 255V254H24ZM27 255V254H26ZM127 255V254H126ZM13 256H14V253H13ZM20 257H21V255H19ZM22 256H23V254H22ZM39 256V255H38ZM41 256V255H40ZM166 256V255H165ZM3 257V256H2ZM17 257V256H16ZM26 256H24V258H25ZM152 257V256H151ZM10 257L8 256V259H9ZM14 258V257H13ZM29 258V257H28ZM38 258V257H37ZM39 258H41V257H39ZM38 258V259H39ZM42 258H44V257H42ZM41 258V259H42ZM55 258H57V257H55ZM85 258V257H84ZM26 259V258H25ZM115 259V258H114ZM121 259V258H120ZM141 259V258H140ZM148 259V258H147ZM232 259V258H231ZM9 260H15V258L14 259H9ZM72 260H74V259H71L70 261H72ZM111 260H112V258H111ZM130 260V259H129ZM143 260V259H142ZM233 260V259H232ZM28 261V260H27ZM30 261V260H29ZM58 261V260H57ZM56 261V262H57ZM120 261V260H119ZM78 262V261H77ZM108 262H110V261H108ZM233 262V261H232ZM7 263V262H6ZM5 263V264H6ZM75 263V262H74ZM79 263V262H78ZM105 263H107L106 261H105ZM8 264V263H7ZM68 264V263H67ZM76 264V263H75ZM85 264V263H84ZM98 264V263H97ZM117 264H118V262H117Z\"/></svg>",
	"mask_w": 264,
	"mask_h": 264
}]
</instances>
